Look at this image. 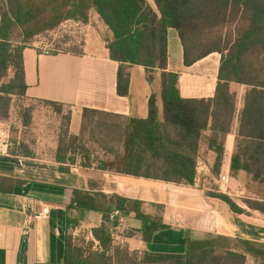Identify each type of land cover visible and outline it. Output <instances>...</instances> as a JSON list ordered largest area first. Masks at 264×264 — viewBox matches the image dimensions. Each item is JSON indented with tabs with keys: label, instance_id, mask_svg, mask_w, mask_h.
Instances as JSON below:
<instances>
[{
	"label": "trees",
	"instance_id": "trees-1",
	"mask_svg": "<svg viewBox=\"0 0 264 264\" xmlns=\"http://www.w3.org/2000/svg\"><path fill=\"white\" fill-rule=\"evenodd\" d=\"M0 83L8 71L13 78L0 84V109L9 107L10 94L25 96L27 91L24 49L36 37L53 31L66 20L87 22L92 9L108 25L113 38L107 47L113 60L119 62L118 92L129 94L132 65H142L147 78L153 82L161 71L164 120L160 119L156 95L149 101L147 119L121 117L98 110L85 109L83 131L88 119L94 122L95 142L113 156V163L101 160V169L117 170L137 177L158 179L178 184H194L198 161L199 141L209 127L225 136L232 126L237 100L231 83L248 87L244 108L238 118L236 150L232 158V174L245 171L255 183L264 184V0H0ZM175 29L184 48L185 65L190 66L211 53L222 55L214 99H185L179 89V73L167 71L168 33ZM230 31L224 33L223 30ZM20 41L15 44V34ZM46 103L63 106L52 101ZM68 112V111H67ZM100 118L94 120V116ZM110 117L112 118L110 120ZM70 122V113L66 116ZM69 126V125H68ZM97 130L95 131V129ZM75 145L80 136L69 135ZM61 138L57 161L65 163L67 151ZM217 152V164L223 158V144L216 136L210 138ZM122 152H121V149ZM72 149V150H71ZM12 154L34 157L36 154L25 143ZM72 161H74L72 159ZM115 161V163H114ZM116 163L119 167H116ZM115 164V165H113ZM62 171H69L61 167ZM2 191L24 181L2 178ZM212 196L225 201L236 213H245L230 196L213 192ZM264 200V199H263ZM251 209L264 212V201L246 202ZM68 205L96 210L104 214L105 223L94 230L106 250L112 246L107 226L114 211H134L144 222L143 234L151 241L164 225L141 211V202L104 194L94 196L72 190ZM68 246L71 244L69 242ZM242 249L244 252L239 251ZM264 258V244L249 240L207 234L201 239H188L185 254L145 253L142 258L127 249H117L116 259L121 264H246L247 254ZM96 260L112 264L113 257L97 253ZM72 264H88L76 257Z\"/></svg>",
	"mask_w": 264,
	"mask_h": 264
},
{
	"label": "crops",
	"instance_id": "crops-1",
	"mask_svg": "<svg viewBox=\"0 0 264 264\" xmlns=\"http://www.w3.org/2000/svg\"><path fill=\"white\" fill-rule=\"evenodd\" d=\"M149 1L154 4L153 0ZM83 24L86 27L83 40L71 33L59 42L69 49L53 53L43 52L37 45L24 49L28 87L23 97L33 102L52 101L62 105L70 113L68 129L69 135L73 136L82 134L85 109L117 115L125 121L147 119L153 94L157 98L160 119L164 120L162 72H157L154 81L150 82L144 66L132 65L128 69L129 94L120 95L119 62L111 58L107 47V40L113 38L112 31L95 9L90 11L89 20ZM221 57L215 52L190 66L185 65L179 34L175 29L169 30L167 71L179 73L178 86L183 98H215ZM247 89L244 84L231 83L237 104L231 130L225 136L213 132L210 119L198 149V159L204 161L208 174L194 184L137 177L92 164L62 171L60 165L63 163L56 159L60 141L58 127L43 134L35 129L34 141L18 137L17 144L22 141L29 145L43 160L11 154L9 126L0 123V146L3 147L0 152V264H72L78 256L88 264H102L95 255L103 252L113 257L112 264H121L116 259L117 249H127L139 258L145 253L185 254L189 238L201 239L209 233L264 244V212L236 201L246 210L236 213L225 201L211 195L216 191L220 174H229L241 187L252 181L247 172L240 171L234 176L231 169L238 118L244 108ZM212 136L223 144L220 165L217 164L218 154L210 144ZM100 151L102 161L113 160L111 154ZM2 178L25 183L2 191ZM72 190L92 196L104 194L107 199L121 196L140 201L141 211L159 220L164 227L151 241H146L144 222L134 211H114L107 224L112 246L106 250L94 234V230L105 223L104 214L68 205V192ZM44 208L49 209L46 218L39 216ZM116 235L124 240L123 244ZM245 254L246 264H264L263 257Z\"/></svg>",
	"mask_w": 264,
	"mask_h": 264
},
{
	"label": "rangeland",
	"instance_id": "rangeland-1",
	"mask_svg": "<svg viewBox=\"0 0 264 264\" xmlns=\"http://www.w3.org/2000/svg\"><path fill=\"white\" fill-rule=\"evenodd\" d=\"M62 24L63 23L54 29V32L51 33V30L44 35L36 37L32 42H30V45H37L41 51L50 53L56 52L59 49H69L60 45L59 42L63 41L64 38H68L67 36H71L69 34L76 33L77 30L74 27H64ZM229 31V29L223 30L224 33ZM20 37V32H17L14 37V40L16 41L15 44H18V41L21 40ZM13 76L14 70L11 68L1 83H8L13 78ZM7 98L9 99V107L7 109H0V123H4L9 126L8 138L9 142H11V146H13H10V153L12 151L21 149L22 141L20 144H17L19 136L23 138L25 137L29 141H34L33 138L36 135L34 131L35 129H39L40 133L43 134L46 132L50 133L51 130H55L58 127L60 132V140L61 138L64 140V146H71L73 149H71L72 151H67V160H65V163L60 165L61 167L70 170L72 168H77L78 166H88L90 165L91 154L95 155V159L102 160L100 150L103 148L99 146L97 142H95V138L99 136L100 133L99 131H96L97 128L95 129L96 135H93L91 132L95 125L93 121L91 122L89 119L86 121V130L81 134L80 140H77L75 145L72 146L73 141L70 140L69 136L66 137L64 135L69 125L68 120L66 119L68 112L65 108L59 112L58 107L55 105L45 102H33L16 94H10L7 96ZM99 118L100 116L98 115L94 116L95 121ZM111 119L112 118L110 117V120ZM36 122L38 123L36 124ZM2 150L3 147L0 146V152H2ZM34 157L43 159L42 156L35 155ZM72 159L74 161H72ZM108 162L111 164L113 163V160ZM116 167H119L117 163ZM230 186L235 190V192L232 195H226L230 196L235 202L243 201V203H245L247 206L246 202L264 201V184L250 181L241 187L232 179L230 181ZM214 192L217 191L214 190Z\"/></svg>",
	"mask_w": 264,
	"mask_h": 264
},
{
	"label": "built area",
	"instance_id": "built-area-1",
	"mask_svg": "<svg viewBox=\"0 0 264 264\" xmlns=\"http://www.w3.org/2000/svg\"><path fill=\"white\" fill-rule=\"evenodd\" d=\"M64 24H66V25H64ZM62 25L64 27H74L77 31H76V33H73V34H75V36L77 38H80L82 40L85 38V36H86V29L85 28L86 27L82 21L69 19V20H66L65 22H63ZM90 156H91L90 164L98 166L100 164V160L95 159L96 157L94 154H91ZM206 174H208V168H207L206 164L201 159L200 160L198 159L197 165H196L195 182L198 183L203 176H206ZM230 181H231V177L229 174H220L217 181H216V187H217L216 191L222 192V193H225L228 195H232L235 192V190L230 186ZM39 216L42 218L48 217L49 216V209L44 208L42 210V212L39 214ZM116 238L118 239L120 244L124 243V240L119 239V237H117V235H116Z\"/></svg>",
	"mask_w": 264,
	"mask_h": 264
}]
</instances>
